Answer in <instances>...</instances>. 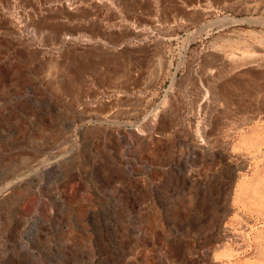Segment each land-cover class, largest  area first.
<instances>
[{
    "label": "rangeland",
    "instance_id": "1",
    "mask_svg": "<svg viewBox=\"0 0 264 264\" xmlns=\"http://www.w3.org/2000/svg\"><path fill=\"white\" fill-rule=\"evenodd\" d=\"M3 185L0 264H264V0H0Z\"/></svg>",
    "mask_w": 264,
    "mask_h": 264
},
{
    "label": "bare ground",
    "instance_id": "2",
    "mask_svg": "<svg viewBox=\"0 0 264 264\" xmlns=\"http://www.w3.org/2000/svg\"><path fill=\"white\" fill-rule=\"evenodd\" d=\"M205 90V89H204ZM207 93V92H206ZM201 108V107H200ZM77 132V131H76ZM74 134V133H73ZM194 176V175H193ZM15 179H18V178H15ZM14 179V180H15ZM19 179H21V178H19ZM18 179V180H19ZM15 181H17V180H15ZM15 181H14V183H15ZM13 184V182H12V180H11V182H10V185H12ZM6 184V183H5ZM9 185V186H10ZM8 187H7V185H3L2 187H0V196L6 191V189H7ZM6 193V192H5ZM4 195V194H3ZM223 228V227H222ZM223 242V241H222ZM229 256H232V255H229Z\"/></svg>",
    "mask_w": 264,
    "mask_h": 264
}]
</instances>
